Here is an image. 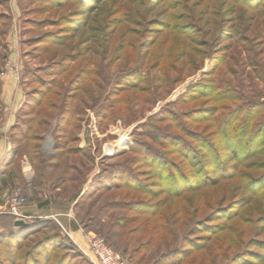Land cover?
<instances>
[{
  "label": "rangeland",
  "instance_id": "374dc122",
  "mask_svg": "<svg viewBox=\"0 0 264 264\" xmlns=\"http://www.w3.org/2000/svg\"><path fill=\"white\" fill-rule=\"evenodd\" d=\"M8 74L23 193L126 264H264V0H0ZM58 218L1 230L0 264H95Z\"/></svg>",
  "mask_w": 264,
  "mask_h": 264
},
{
  "label": "crops",
  "instance_id": "0c3cea01",
  "mask_svg": "<svg viewBox=\"0 0 264 264\" xmlns=\"http://www.w3.org/2000/svg\"><path fill=\"white\" fill-rule=\"evenodd\" d=\"M0 100L3 113L0 119V209L8 204L12 196L24 197L26 203L20 207V212L27 217V222L32 223V219L47 218L50 215H55L59 217L58 219L64 225L63 230L65 233L77 246L80 248L85 247L86 241L82 231L75 227L70 220L69 210L67 209L68 203L64 202L61 206H58L60 207L59 209H55V203L50 199L48 189L37 186L39 190H35L36 187L30 185V187L25 189V194L23 193L24 189L16 183L17 179L25 182L33 180V175L28 171L30 167L22 159L16 164V161L8 157L13 147L16 146L10 134L16 123L18 111L25 102V92L19 86L17 77L14 74H8L2 79ZM13 166L14 169L12 170ZM7 218H10L9 221L11 223L5 221V219L8 220ZM14 221V216L0 213V231L9 227L10 224L14 225Z\"/></svg>",
  "mask_w": 264,
  "mask_h": 264
},
{
  "label": "built area",
  "instance_id": "2783aa9c",
  "mask_svg": "<svg viewBox=\"0 0 264 264\" xmlns=\"http://www.w3.org/2000/svg\"><path fill=\"white\" fill-rule=\"evenodd\" d=\"M25 198L21 196H12L9 199L8 204L0 209V212L10 214L16 219H23L26 221L27 217L20 212V207L25 204ZM88 251L91 255V259L95 264H126L123 256L120 252L110 247L105 240L93 233H87L84 235ZM71 241L77 246V244L71 239ZM84 254L88 255L82 248L77 246ZM89 256V255H88Z\"/></svg>",
  "mask_w": 264,
  "mask_h": 264
},
{
  "label": "trees",
  "instance_id": "16d2710c",
  "mask_svg": "<svg viewBox=\"0 0 264 264\" xmlns=\"http://www.w3.org/2000/svg\"><path fill=\"white\" fill-rule=\"evenodd\" d=\"M40 103H42V102H39V104ZM26 104H27V101H25L24 102V104L22 105V106H26ZM39 104H37V105H39ZM20 109H21V107H20ZM20 109H19V111H18V114H17V123H18V121H19V116H20ZM16 128V125H14L13 126V129H15ZM13 140V142L15 143L16 141L14 140V139H12ZM42 140V139H41ZM17 146V145H16ZM40 145H38V147H39ZM15 147V146H14ZM13 147V148H14ZM11 153L13 154V155H15V149H12L11 150ZM13 225V224H12ZM33 226H28L27 228H23V227H19V226H15V225H13V226H10V227H7L5 230L8 232V231H11L12 229L13 230H28V229H30V228H32ZM60 238L66 243V244H68L70 247H72V248H74V249H78L77 247H76V245L68 238V237H66V236H62L61 235V233H60ZM77 251V250H76ZM77 252H79V250L77 251Z\"/></svg>",
  "mask_w": 264,
  "mask_h": 264
},
{
  "label": "water",
  "instance_id": "95a60500",
  "mask_svg": "<svg viewBox=\"0 0 264 264\" xmlns=\"http://www.w3.org/2000/svg\"><path fill=\"white\" fill-rule=\"evenodd\" d=\"M14 225L19 226V227H23V228H27L28 226H30V224L23 219H16L14 221Z\"/></svg>",
  "mask_w": 264,
  "mask_h": 264
}]
</instances>
